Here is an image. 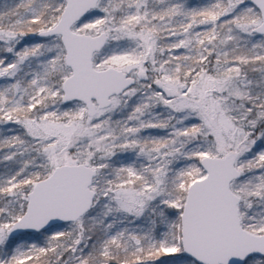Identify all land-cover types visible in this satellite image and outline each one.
Masks as SVG:
<instances>
[{"label":"snow or ice","instance_id":"1","mask_svg":"<svg viewBox=\"0 0 264 264\" xmlns=\"http://www.w3.org/2000/svg\"><path fill=\"white\" fill-rule=\"evenodd\" d=\"M0 264H264V0L0 4Z\"/></svg>","mask_w":264,"mask_h":264},{"label":"trees","instance_id":"2","mask_svg":"<svg viewBox=\"0 0 264 264\" xmlns=\"http://www.w3.org/2000/svg\"><path fill=\"white\" fill-rule=\"evenodd\" d=\"M3 0H0V4ZM14 2H17V0H9V3H14Z\"/></svg>","mask_w":264,"mask_h":264},{"label":"rangeland","instance_id":"3","mask_svg":"<svg viewBox=\"0 0 264 264\" xmlns=\"http://www.w3.org/2000/svg\"><path fill=\"white\" fill-rule=\"evenodd\" d=\"M5 2H6V0H3V1L1 2V4L5 3ZM7 2L9 3V0H7Z\"/></svg>","mask_w":264,"mask_h":264}]
</instances>
